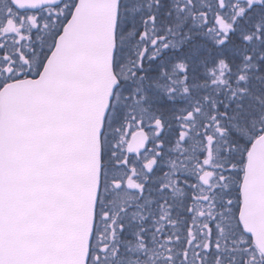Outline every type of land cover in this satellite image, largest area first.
I'll list each match as a JSON object with an SVG mask.
<instances>
[{"label": "snow or ice", "instance_id": "1", "mask_svg": "<svg viewBox=\"0 0 264 264\" xmlns=\"http://www.w3.org/2000/svg\"><path fill=\"white\" fill-rule=\"evenodd\" d=\"M0 264H264V0H0Z\"/></svg>", "mask_w": 264, "mask_h": 264}]
</instances>
